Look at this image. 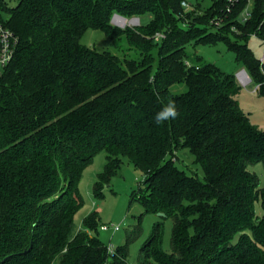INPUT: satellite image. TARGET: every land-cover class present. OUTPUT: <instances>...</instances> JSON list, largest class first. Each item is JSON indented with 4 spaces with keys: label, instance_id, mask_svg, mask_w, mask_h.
<instances>
[{
    "label": "trees",
    "instance_id": "trees-1",
    "mask_svg": "<svg viewBox=\"0 0 264 264\" xmlns=\"http://www.w3.org/2000/svg\"><path fill=\"white\" fill-rule=\"evenodd\" d=\"M181 3L0 0V20L19 37L0 73V264H129L140 224L114 254L100 239L97 211L81 228L75 224L85 203L80 180L101 152L106 164L94 195L103 196L127 159L145 175L134 200L143 215L160 216L139 264H264V186L249 169L264 165V129L235 98L236 75L200 55L193 63L187 52L191 43L225 42L264 95V63L248 45L253 34L264 39V0H254L246 22V0L228 14L225 0L206 9ZM116 13L147 20L121 28L112 23ZM90 28L124 36L139 58L86 46L81 38ZM178 83L186 90L174 92ZM170 101L177 116L157 123ZM183 148L202 166V178L176 164ZM169 219L170 253L162 247Z\"/></svg>",
    "mask_w": 264,
    "mask_h": 264
},
{
    "label": "rangeland",
    "instance_id": "rangeland-1",
    "mask_svg": "<svg viewBox=\"0 0 264 264\" xmlns=\"http://www.w3.org/2000/svg\"><path fill=\"white\" fill-rule=\"evenodd\" d=\"M195 6L201 4L203 9H206L211 0H189ZM9 6H14L18 0H5ZM2 17L8 20L9 16L2 12ZM114 16V15H113ZM131 18V17H130ZM128 18V20H130ZM140 23H144L147 17H138ZM113 23V17H112ZM114 24V23H113ZM116 25V24H115ZM121 28L137 27L139 24H130L128 21L121 25ZM233 38V37H232ZM159 39V38H158ZM81 42L86 46L96 49L97 51L109 50L119 56H127L131 58H139V54L130 49L126 38L123 36L119 39L109 38L103 31L98 29H88ZM249 47L254 55L261 59L264 57V43L258 36H251ZM189 59L195 63L196 55L203 57L204 62H212L219 66L223 71L236 75L238 82L241 85V91L236 95L243 111L250 117L251 121L259 128L264 129V95H260L256 88L257 85L251 81L241 83L237 77V73L243 69V65L236 60L235 53L228 48L227 44L219 41L213 44H189L187 45ZM201 63V62H200ZM243 79L246 80V74L243 73ZM185 84H175L172 86L174 92H182L186 90ZM176 164L188 173H193L199 177H203V168L200 164L195 163L194 155L187 148L177 151ZM106 164V153L97 154L84 170L83 176L79 183V188L85 201L83 207L75 215V224L77 228H81L84 218L90 213L97 211L100 215V226L108 225L110 229L102 230L99 227L100 239L115 252L120 246L126 243L127 237L140 224L141 234L129 244V264H139L138 256L142 245L148 240L153 226L160 219L157 214H144V208L141 203L134 200L141 193V187H144V173L135 167L133 163L124 160L122 167L117 171L109 183L103 189V196L96 197L94 195V184L97 181L98 175L103 171ZM249 169L254 171L260 180V187L264 186V165L263 163H255L249 166ZM257 215L263 214L261 202L255 203ZM142 219L139 222V218ZM171 219L165 221L164 231L162 235V247L164 251L170 253L171 249V234H172ZM116 226L120 229L114 231Z\"/></svg>",
    "mask_w": 264,
    "mask_h": 264
},
{
    "label": "built area",
    "instance_id": "built-area-1",
    "mask_svg": "<svg viewBox=\"0 0 264 264\" xmlns=\"http://www.w3.org/2000/svg\"><path fill=\"white\" fill-rule=\"evenodd\" d=\"M226 1V11L227 14L232 10V8L240 2V0H225ZM247 4L246 7L244 8L242 15L240 16L241 22H246L251 15V10L253 9V5H254V0H246ZM182 6L184 7L185 10H190L192 8H194V6L190 3L189 0H182ZM117 18H122L125 19V23L128 21L131 25L133 24H141L140 20L138 17H131L130 20H128V18L119 15V14H114L113 16V23L118 25L119 22L117 21ZM214 25H222V21L220 19H214L211 21ZM233 29H236L235 27H233ZM255 36H257L256 34H253ZM252 35V36H253ZM164 34L162 33H157L156 34V38H163ZM262 40V42L264 43V39L260 38ZM19 45V37L18 35L7 25H5L4 22H2L0 20V73L3 72V70L11 63V61L13 60L16 50L18 48ZM261 62L264 63V57H262ZM242 71H245L247 73V71L243 68L240 72H238V78L240 80L241 83H246L247 81H244L241 77L240 74L242 73ZM249 80L251 79L249 74L247 73ZM102 230H108L110 229V227L108 225H102L101 226ZM120 229V226H116L114 228V231H117ZM108 250L111 254H114L113 250L108 247ZM110 264V263H107Z\"/></svg>",
    "mask_w": 264,
    "mask_h": 264
},
{
    "label": "clouds",
    "instance_id": "clouds-1",
    "mask_svg": "<svg viewBox=\"0 0 264 264\" xmlns=\"http://www.w3.org/2000/svg\"><path fill=\"white\" fill-rule=\"evenodd\" d=\"M175 104L169 102L155 117L157 123L168 120L169 118H175L177 116Z\"/></svg>",
    "mask_w": 264,
    "mask_h": 264
},
{
    "label": "bare ground",
    "instance_id": "bare-ground-1",
    "mask_svg": "<svg viewBox=\"0 0 264 264\" xmlns=\"http://www.w3.org/2000/svg\"><path fill=\"white\" fill-rule=\"evenodd\" d=\"M243 73L246 74V77H247L246 80H244L243 77H242ZM240 77H241L244 81H249V77H248V75H247V73H246L245 71H242V73L240 74Z\"/></svg>",
    "mask_w": 264,
    "mask_h": 264
},
{
    "label": "water",
    "instance_id": "water-1",
    "mask_svg": "<svg viewBox=\"0 0 264 264\" xmlns=\"http://www.w3.org/2000/svg\"><path fill=\"white\" fill-rule=\"evenodd\" d=\"M237 77H238V74H237Z\"/></svg>",
    "mask_w": 264,
    "mask_h": 264
}]
</instances>
